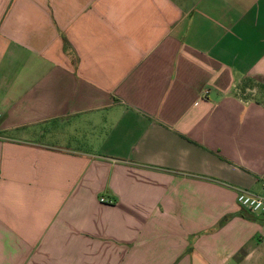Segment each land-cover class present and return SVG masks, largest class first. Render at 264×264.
<instances>
[{"label": "crops", "instance_id": "1", "mask_svg": "<svg viewBox=\"0 0 264 264\" xmlns=\"http://www.w3.org/2000/svg\"><path fill=\"white\" fill-rule=\"evenodd\" d=\"M0 113V264H264V0H0Z\"/></svg>", "mask_w": 264, "mask_h": 264}, {"label": "built area", "instance_id": "2", "mask_svg": "<svg viewBox=\"0 0 264 264\" xmlns=\"http://www.w3.org/2000/svg\"><path fill=\"white\" fill-rule=\"evenodd\" d=\"M2 120V114L0 113V121ZM104 202L105 200L102 199ZM113 203V201H108ZM237 202L240 206L249 209L250 211L264 215V196L256 195L247 190H239L237 194Z\"/></svg>", "mask_w": 264, "mask_h": 264}, {"label": "rangeland", "instance_id": "3", "mask_svg": "<svg viewBox=\"0 0 264 264\" xmlns=\"http://www.w3.org/2000/svg\"><path fill=\"white\" fill-rule=\"evenodd\" d=\"M259 84V83H258Z\"/></svg>", "mask_w": 264, "mask_h": 264}]
</instances>
